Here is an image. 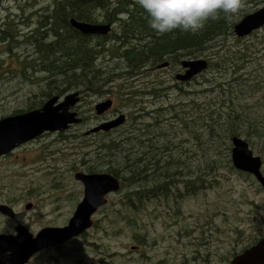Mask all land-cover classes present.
<instances>
[{
  "label": "rangeland",
  "instance_id": "374dc122",
  "mask_svg": "<svg viewBox=\"0 0 264 264\" xmlns=\"http://www.w3.org/2000/svg\"><path fill=\"white\" fill-rule=\"evenodd\" d=\"M56 1L64 0H0V30L14 31L15 35L14 41L0 40V117L27 110L28 101L35 104L45 100L40 97L44 88L37 84L40 73L28 68L33 62L32 48L22 44V40L39 27L38 14L54 6ZM261 7L264 5L247 12L252 13ZM244 16L238 15L235 23ZM255 32L250 38H241L243 40L233 50H244L245 46L254 45L257 53L254 61L243 63L239 68L240 83L248 97L242 106L252 105V116L247 122L258 123V130L264 132V95L245 88L261 73L264 76V29ZM230 40L231 47L234 41ZM114 63L111 58V71L116 68ZM179 70L180 66L176 65L155 73L147 70L136 79L116 80L107 86H98L96 92L76 89L74 91L80 94V101L73 109L83 119L80 125L71 126L63 133H45L20 146L9 157L0 159V184L5 190L11 189L16 193L22 186L23 195L25 187L34 188V197H24L22 203L13 202L17 210L25 201L35 204L36 210L28 214L31 227L61 228L67 225L82 199V185L74 179L77 172H86L87 166L82 164V160L89 159L92 147L96 149L124 132L125 128L129 129L134 122L133 114L142 106L149 114L138 118V123L154 126L151 118L159 113L162 117L157 127L162 125L164 129L168 125L166 133L174 137L171 150L161 151L160 163L170 160L171 167L183 175L177 178L190 176L194 180L197 176L204 180L205 187L185 192L183 184L178 183L173 196L147 200L133 208L124 205V190L110 196L94 215L96 226L93 229L111 232V239L98 241L99 249H109L106 245L111 240V249L118 253V259L111 256V264H227L234 254L264 237V190L252 176L246 174L250 178H244L232 167V146L224 126L227 117L221 107L215 109L220 110V115L207 117V112L214 109L213 105L220 98L214 96L212 101L203 105L208 98L195 95V91L200 89L197 86L204 83L210 74L204 71L205 78L198 75L190 84L180 87L182 92H179L174 78ZM218 76L223 77V74ZM226 77L231 78L229 72ZM152 82L166 88L165 92L154 98H134L131 101L134 106L118 97V88L124 93L139 91ZM107 99L112 100L113 109L96 116L94 106ZM190 100L199 107L192 108ZM145 101H150V104H143ZM171 106L179 118L183 120L186 117L189 128H185L182 121L170 118ZM152 109L158 112L154 114ZM117 111L127 116L124 126L112 133L86 135L91 128L110 120L111 112ZM209 124L211 135L204 130ZM245 132L242 124L238 137L247 141L253 155L260 157L264 175V136L261 139L253 135L249 138ZM98 169L100 172L94 173H106L107 170L105 166ZM178 193L180 196L175 198ZM8 227L9 224L0 218V229ZM134 235L144 242L141 258V252L130 249L136 244Z\"/></svg>",
  "mask_w": 264,
  "mask_h": 264
},
{
  "label": "trees",
  "instance_id": "16d2710c",
  "mask_svg": "<svg viewBox=\"0 0 264 264\" xmlns=\"http://www.w3.org/2000/svg\"><path fill=\"white\" fill-rule=\"evenodd\" d=\"M261 5H264V0H242V7L236 14L229 18L219 12L216 19L206 21L204 27L196 33L173 30L158 34L149 27V17L140 8L137 0H115L114 2L98 0L89 3L75 0L56 1L54 6L38 14L39 27L22 40V44L32 48L33 62L29 63L28 68L40 73L37 84L44 88L40 97L45 100L35 104L34 101H28L30 104L27 110L13 112L10 116L39 109L46 100L54 96H63L76 89L83 88L86 92H96L98 86H107L116 80L136 79L163 62H169L170 67L174 65L179 67V63L183 60L204 58L208 61L205 73L210 74V77L197 86L200 89L195 91V95L208 98L203 105L212 101L214 96L220 98V101L213 105L214 109L207 112V117L210 119L216 114L220 115V110L226 114L224 126L230 140L232 137L239 136L242 124L245 125L246 137L250 138L253 135L261 139L264 132L258 130V123L247 122L252 116L250 112L253 108L252 105L242 106V102L248 97L240 83L239 75L242 64L252 63L257 53L253 49V44L245 46L244 50L238 48L233 50V47L243 39L234 38L232 34V27L235 19H238L237 16H244L248 14V10ZM87 6L90 7L88 10L81 9ZM96 8H99L101 24L116 20L117 32L100 36L97 45L93 47L92 44L88 45L86 37L80 36L68 27L67 19L95 23L93 12ZM255 33L257 32L245 38H250ZM48 36L53 38L51 42L46 41ZM14 38V31L0 32L1 41H14ZM230 39L234 41L231 47ZM95 56L99 63L97 68L93 66ZM111 58L115 60L114 65H116L112 71L109 64ZM228 72L231 75L230 79L226 77ZM218 74H223V77ZM203 75L200 77L205 78ZM194 81L197 82V80ZM183 86L177 82L175 88L182 92L180 87ZM245 88L264 95L263 73L251 80ZM165 90L166 88L158 83L152 82L147 83L139 91L124 93L118 88L117 93L120 99L134 106L132 99L142 96L158 97ZM190 101L192 108L199 107L194 100ZM143 104H150V101H145ZM217 106L221 109L215 111ZM170 109H173L170 118L182 121L186 125L185 128H189L186 117L182 120L177 115L176 109L172 106ZM152 110L154 114L158 112ZM160 110L165 109L160 108ZM138 112L139 115H136ZM142 112L144 114H141ZM147 114L149 113L141 106L133 114L134 122L130 124L129 129L125 128L124 132L97 146L96 149L92 147L93 149L88 153L89 159L82 160V164L87 166L86 173L100 172L98 168L105 166L106 173L121 182V189L124 190L122 194L125 200L124 205L128 208L141 206L147 200L167 199L170 195H174L178 183L183 184L185 192H194L205 187L204 180L197 176L194 180L190 176L177 178L183 175L179 170L171 167L170 160L164 164L160 163L161 151L171 150L174 137L166 133L168 125H165L164 129L162 125L157 127L162 117L159 113L151 118L155 122L154 126L141 125L137 122L138 118ZM2 118L5 117L1 116L0 119ZM204 130L211 135L210 124L206 125ZM59 136L64 135L59 134ZM161 141L162 145H159ZM237 173L244 178L249 177L239 171ZM179 196L180 193L174 197Z\"/></svg>",
  "mask_w": 264,
  "mask_h": 264
},
{
  "label": "water",
  "instance_id": "95a60500",
  "mask_svg": "<svg viewBox=\"0 0 264 264\" xmlns=\"http://www.w3.org/2000/svg\"><path fill=\"white\" fill-rule=\"evenodd\" d=\"M86 2L91 0H76ZM69 25L82 35L106 36L110 31L109 24H85L74 19L69 20ZM264 27V7L242 17L232 28L236 38H244ZM168 66L164 62L157 69ZM183 73L175 75L178 82H189L204 72L208 67L206 59H188L180 62ZM79 102L78 92L68 94L63 98L54 96L48 99L41 108L23 114H17L0 119V156L9 154L17 147L30 142L44 133L64 132L71 125H78L82 120L77 113L71 111ZM112 102L107 99L94 106L95 114L100 116L111 108ZM125 116L120 115L112 121L102 123L90 129L86 135L98 132H110L121 126ZM231 164L232 167L244 174L251 175L264 190V176L261 173L262 160L253 155L246 141L239 137L231 140ZM74 179L82 185V199L75 207L73 215L67 225L61 228H46L39 233V239L46 240L43 245L36 244V249L44 246H57L65 241L78 236L92 225L91 217L96 211L106 204L105 197L121 191V183L108 173H84L77 172ZM4 207L1 210L4 212ZM3 245L15 254L17 258L28 256L21 250L14 238L4 241ZM31 245V244H30ZM0 264H5L0 262ZM228 264H264V237L255 244L235 255Z\"/></svg>",
  "mask_w": 264,
  "mask_h": 264
},
{
  "label": "flooded vegetation",
  "instance_id": "af4514ba",
  "mask_svg": "<svg viewBox=\"0 0 264 264\" xmlns=\"http://www.w3.org/2000/svg\"><path fill=\"white\" fill-rule=\"evenodd\" d=\"M94 1H98V0H91V1L81 2V3H89V2H94ZM89 8L90 7L87 6L81 9L88 10ZM93 18L95 19V23L94 22H82V21H78L77 19L75 20L77 22L85 23V24H92V25L101 24L99 20V8H96L94 10ZM111 19H113V16H111ZM67 23H68V27H70L69 19H67ZM110 25H111V31H110V34H111L115 32V28L117 26L116 20H114V22H111ZM71 29L74 30L73 28ZM0 32H5V31L0 30ZM76 32L80 36L86 37L88 45L92 44L93 47L97 45V41L100 36L82 35L78 31ZM46 41L51 42V36H48L46 38ZM97 62H98V58L95 56L93 66H95L96 68L98 67ZM170 65L171 64L169 63L167 67L161 68V69H168ZM159 70L160 69L156 70L155 68H150L149 71L152 73H155V72H158ZM179 72H184V70L181 69L180 67V70L177 73ZM180 84L185 85V84H190V82H186L183 84L180 83ZM112 109H113V104L111 105V110ZM73 111L75 112L74 109ZM118 112L119 111L114 112V113L111 112V121L117 115H120ZM77 116H79L78 113H77ZM126 121H127V116H126ZM126 121L118 128L124 126L126 124ZM118 128L112 130L111 133L117 130ZM17 149H19V147ZM12 152L9 154L0 156V159L9 157L10 155H12ZM22 188L23 187L20 186L18 192L12 193L11 189L5 190V188H3L2 185L0 184V218H3L4 221L9 224V227L6 230L0 229L1 230L0 231V262H4L5 264H111V256L113 257V259H116V258L118 259V253H116L115 251H113V249H111V240L109 241V244L106 245L109 249H99L98 247L99 239H102V241L104 242H106L105 238L111 239V232L93 229L96 226L95 221H94V215L102 207L99 208L96 211V213L93 214V216L91 217V220H92L91 227L83 231L82 233H80L78 236L71 238L57 246H53V247L44 246L43 248H39L38 250H35L36 244L43 245L47 243L46 240L39 239V233L42 230L46 228H51V227L50 226H43V227H37V228L31 227L32 223L29 220L30 217L28 216V214L36 210V206L32 201H25L22 205V208H20L19 210H17L14 207L13 202L20 201V203H22V199L24 197H34L33 186L25 187L23 191V195H21ZM114 195H107L105 197L106 203L108 202L110 196H114ZM1 207L5 208L3 209L4 212L1 210ZM10 238H14V241L21 248V250L16 251V252H26V253H29L28 256L17 258L14 254L15 252L12 253L8 249L9 247H5L3 245V242L10 240ZM133 239L135 240L136 244H135V247H131L130 249L132 251L135 250V252H141V255H140V258H141L144 242L142 241L141 237L136 236V235L133 236ZM112 253H114V255H112Z\"/></svg>",
  "mask_w": 264,
  "mask_h": 264
},
{
  "label": "clouds",
  "instance_id": "9594fccd",
  "mask_svg": "<svg viewBox=\"0 0 264 264\" xmlns=\"http://www.w3.org/2000/svg\"><path fill=\"white\" fill-rule=\"evenodd\" d=\"M149 17V27L158 34L173 30L196 33L209 19L222 12L226 17L236 14L242 0H137Z\"/></svg>",
  "mask_w": 264,
  "mask_h": 264
}]
</instances>
